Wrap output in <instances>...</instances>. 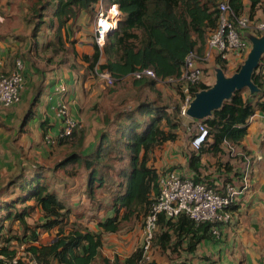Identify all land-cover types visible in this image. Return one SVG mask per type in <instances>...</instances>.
Masks as SVG:
<instances>
[{
	"label": "trees",
	"instance_id": "1",
	"mask_svg": "<svg viewBox=\"0 0 264 264\" xmlns=\"http://www.w3.org/2000/svg\"><path fill=\"white\" fill-rule=\"evenodd\" d=\"M98 1L32 0L27 4L24 0L27 6L23 21L33 35L38 52L49 55L48 63L70 70L78 82L79 68H84L89 75L95 74L96 67L108 70L116 79L112 93L120 88L128 89L127 83L131 82L137 97L130 109H115L104 118V129L91 152L84 151L86 131L81 130L57 140L62 158L51 172L40 164H33L28 170L21 169L0 182V264H30L32 260L40 264H138L143 256L141 248L123 261L119 258L111 261L102 255L103 234L118 233L126 222L149 214L160 194L162 172H176L183 179L222 192L227 184L241 189L248 172V191L231 201L227 209L231 213L228 223L207 222L198 226L187 214L176 219L166 214L159 216L153 247H160L174 264H192L191 259L179 261L183 253L187 251L194 258L203 242L212 238L219 240L214 230L221 234L223 227L233 224L237 217L235 211L242 206V200L251 195L253 166L247 170L244 157L231 158L228 149L234 147L251 156L252 163L257 161L246 151L243 140L251 119L257 114L264 116V55L252 77L259 91L235 92L231 100L201 121L208 128V140L196 151L191 145L194 137L191 135L184 166L176 164L159 170L154 167L152 157L165 145L176 144L181 130V122L171 118V107L161 102L162 92L158 86L182 76L186 57L191 52L204 53L210 32L218 25L222 3L228 2L237 16L245 15L251 23L258 24V12L264 15V0H106L108 4H119L123 21L108 38L103 52L89 36L93 50L89 54L82 53L78 45L88 38L83 37L82 27L88 24V18L94 19ZM14 2L10 0L9 7ZM246 33L263 36L255 30ZM10 37L13 36L0 30V45L11 40ZM2 50L13 59L16 55L21 57L11 46ZM8 63L13 65L12 58ZM215 66L227 75L228 62L218 59ZM143 69L154 70L158 80L131 77L135 71ZM2 70L0 77L9 75L6 69ZM168 84L178 86L177 93L184 98L179 83ZM188 86L192 93L211 88L201 82ZM145 89L156 94V98H147ZM177 109L179 114V105ZM42 134L46 143L50 129L45 122ZM83 175L86 189L82 193L94 203L99 216L110 213L98 223L96 232L88 230L78 220L73 222L72 218L78 216L75 211L78 205L69 206L60 195L62 181L79 180ZM101 191L111 196L107 206L98 202ZM36 212L41 213L43 222L34 228L29 218ZM16 223L22 226L23 233L30 234L11 236ZM54 230L52 241L40 242L43 233L50 235ZM14 241L27 243L29 260L25 256L19 258L18 250L12 247Z\"/></svg>",
	"mask_w": 264,
	"mask_h": 264
},
{
	"label": "built area",
	"instance_id": "2",
	"mask_svg": "<svg viewBox=\"0 0 264 264\" xmlns=\"http://www.w3.org/2000/svg\"><path fill=\"white\" fill-rule=\"evenodd\" d=\"M219 9L218 25L216 29L210 32L204 53L191 52L186 57L182 76L179 79L171 78L165 81V83L180 84L184 95L180 113L186 118H189L187 112L196 95V93L190 91L188 85L197 86L203 78L204 69L218 59L228 62V66L239 63L244 64L252 45L249 39L251 35L246 32L255 30L262 32L264 36V23L256 24L252 22V24L247 16H237L228 2L222 3ZM122 21L123 12L119 4H108L106 0L98 1L93 21V39L101 52H103L108 38L119 29ZM3 65L4 62L0 54V68ZM95 76L108 87H113L116 83V79L108 70L102 71L99 67H96ZM131 77L135 79L148 77L158 80L152 69L135 71ZM26 85V64L21 58H18L9 75L0 77V110L13 108L20 104ZM56 93L60 96L57 113L62 120V128L55 136L46 137V143L52 147L57 145L58 139L71 137L83 128L82 121L71 114L69 101L65 97L68 93V86L60 81L56 86ZM192 121L191 123H198L195 129L188 128V131L194 136L191 144L192 148L198 151L208 140L209 131L201 121ZM228 152L231 158L244 157L247 170H250L252 167L251 156L236 150L234 147H229ZM256 159L260 161L262 157L258 155ZM249 185L248 172L244 176L241 189H236L234 186L227 184L223 192L218 189L207 188L190 179H183L176 172H162L159 178L160 194L145 219L143 244L141 246L143 256L138 264H151L154 262V259H151L153 256V243L161 214H166L170 219H176L182 214H187L198 226L207 222L228 223L231 220V213L227 209L231 201L243 194L249 188ZM214 234L220 235L217 230H214ZM30 264L40 263L32 260Z\"/></svg>",
	"mask_w": 264,
	"mask_h": 264
},
{
	"label": "crops",
	"instance_id": "3",
	"mask_svg": "<svg viewBox=\"0 0 264 264\" xmlns=\"http://www.w3.org/2000/svg\"><path fill=\"white\" fill-rule=\"evenodd\" d=\"M256 19L259 21L258 23H264V15L261 11L258 12ZM80 46L79 51L82 53L89 54L93 50L90 37L81 40ZM0 54L2 59L5 58L6 54L1 48ZM28 58L33 59L30 55ZM27 59L26 61L29 62L30 60ZM41 62L43 63L41 66H34L32 62L31 67L25 63L27 85L22 93L21 103L13 108L0 110V182L11 178L21 169L28 170L33 164H39L36 157L43 154L45 149L42 134L44 122L50 129L51 137L61 130L62 120L57 113L60 96L55 91L60 81L68 86V93L65 97L69 101L72 116L82 121L83 128L81 130L86 131L84 146L86 153L95 148L104 129L103 118L97 116L93 117L94 125H91V118L86 113V106L81 105L78 99L76 76L70 70L58 69L55 64L48 63L46 60ZM14 65L10 64L7 72L10 73ZM2 69H4V65L0 68V70ZM36 104L38 108L37 113L34 114L32 108L33 106L36 107ZM186 121L192 122V119L187 118ZM97 123L98 125H96ZM100 124L103 125L102 128L99 126ZM189 134L191 135L190 132ZM169 145L173 146L174 144ZM243 146L255 160H257L258 155L262 157V160L252 163L254 173L251 195L242 200V206L234 213L237 214V217L233 224L223 227L219 240L212 238V240L203 242L194 258L185 251L179 260L180 262L191 259L192 264H264L263 115L257 114L251 119L248 134L243 140ZM163 148L155 152L159 155L154 167L159 170L176 164L175 162L174 164L167 162L169 166L163 167L165 165L164 151L161 152ZM168 152L171 153V156L176 155L175 150L169 149ZM167 157L170 156L167 155ZM44 168L47 172H51L50 168ZM152 253L154 262L151 264H174L160 247L155 246Z\"/></svg>",
	"mask_w": 264,
	"mask_h": 264
},
{
	"label": "rangeland",
	"instance_id": "4",
	"mask_svg": "<svg viewBox=\"0 0 264 264\" xmlns=\"http://www.w3.org/2000/svg\"><path fill=\"white\" fill-rule=\"evenodd\" d=\"M32 0H26L27 4ZM10 0H1L0 1V30L3 33H9L13 37H10L8 39V42L3 43L0 45L1 49H5L7 46H11L13 50H15L16 53H21V58L25 64L27 63L28 67L31 63H34V66H41L43 63L41 61H47L48 60V54L43 55L38 52L37 48L35 47V40L33 38V35L31 34V31L27 25H25L23 18L25 14V7L27 6L26 3H24V0H15L11 7L8 5ZM18 16V18H16ZM88 24H84L82 27L83 31V37L87 35V37L93 38V20L87 19ZM19 37V40H16V38ZM4 47V48H3ZM78 48L80 49L81 46L78 45ZM252 49V45H251ZM251 51V50H250ZM25 55V58H24ZM29 55L32 58H28ZM19 56V55H18ZM18 56L16 55L15 58L18 59ZM12 58V63L14 65L13 56H5L4 58V69H8V66L10 65L8 62ZM26 58L30 60L29 62L26 61ZM243 64V63H242ZM242 64H235V65H229L227 69V75L232 76L234 75L238 68L242 66ZM4 69L1 72H4ZM65 71V69H62ZM78 79L79 82L77 84V93H78V99L80 100L81 105L86 106L87 114L90 115L91 118V125H94L93 117L97 116L98 118H104L107 115L112 114L113 110H125L130 109L133 106L134 98L137 97L136 91H134L133 86L131 85V82L127 83L128 89L120 88L116 93H112L111 90L113 87H108L105 84H103L95 74L89 75V73L84 68H79L78 70ZM66 74V72H65ZM216 75H217V66H215V62H212L209 67H206L204 69V75L201 80V83L206 84L209 87H213L216 82ZM66 78V77H65ZM87 79V80H86ZM159 90L162 92V103L170 106V114L172 119H176V121L181 122V130L179 132L180 134V140L178 143L174 144L173 146H165L161 152L164 151V163L165 166H169L167 164H181V166H184L186 163V151L188 148L189 141H191V135L189 134L188 128H191L192 130L195 129L196 124L198 123H191L186 121V117H183L180 113L177 114L178 105L181 108L182 104V95H179L177 93L176 87L178 86H170L168 83H161L159 86ZM144 92L145 96L149 99L156 98V94H153L150 90L145 89ZM56 91V89H55ZM126 100V101H125ZM23 103L24 100H23ZM28 103V102H27ZM41 105V104H40ZM26 108V107H25ZM37 104L36 107L33 106L32 110L34 114L37 113ZM176 112V114H175ZM113 120V119H112ZM193 122V121H192ZM98 125V123L96 124ZM100 127L103 125H99ZM102 128V127H101ZM192 134V133H191ZM80 135V134H79ZM75 142V141H74ZM44 151L43 154L37 155V161L41 166H44L46 168H50L52 171L53 165L57 163L58 160L62 158L60 155V149L57 147V145L53 148H48V145L45 143L44 139ZM63 149H70V148H63ZM169 149L175 150L176 155L171 156V153H169ZM161 150V149H160ZM157 151V150H156ZM159 152V151H158ZM47 154V156H46ZM158 153H155L152 157V163L156 165L157 159H158ZM170 156V157H167ZM178 156V159H177ZM177 159V161H175ZM175 164V165H176ZM166 168H162L161 170H164ZM182 170L185 171V168ZM215 170V169H214ZM86 179V176L84 178V175L79 180H67L62 181L60 184V191H61V197L66 200L69 206H75L78 205V208L75 209L78 216L73 217V222H79L84 227L88 228V230L92 232H96L97 225L101 220H105V217H108L110 215L109 212L101 213L100 216L96 212L95 208L93 207L92 202L88 201L86 198L85 193H82L85 191L86 187L83 184L84 180ZM67 182V183H66ZM98 202L103 203V205H109V199L110 194L106 193L104 191H101L98 193ZM40 212H36L29 218V224L33 226L34 228L36 226H39V224H42L43 219L41 217ZM81 216V217H80ZM145 218L137 219L133 218L131 221L126 222L121 226V229L118 233L115 234H103V240H104V247L102 248V252L105 257H107L109 260L113 261L116 258H119L120 260H125L127 257H129L132 253L137 251L141 248L143 244V227L145 224ZM22 226L19 223L15 224V229L10 233L11 236H24L29 235L30 233H23ZM22 231V234H19V232ZM56 234V230H54L52 233L47 234L43 233L41 235V243H48L49 241H52L53 237ZM27 244V243H26ZM25 243H20L17 241H14L12 243V247L18 250V256L19 258L24 257L29 260V256L27 255V245ZM155 247V246H154ZM153 247V248H154ZM153 252V251H152ZM111 253V255H109ZM152 254V253H151ZM109 256V257H108ZM151 259H154V256H152Z\"/></svg>",
	"mask_w": 264,
	"mask_h": 264
},
{
	"label": "water",
	"instance_id": "5",
	"mask_svg": "<svg viewBox=\"0 0 264 264\" xmlns=\"http://www.w3.org/2000/svg\"><path fill=\"white\" fill-rule=\"evenodd\" d=\"M252 49L239 72L227 76L222 69H217L216 82L208 90H202L195 95L187 115L190 119L203 121L219 110L224 102L231 100L237 91L248 89L251 93L259 91L252 77L264 55V36H249Z\"/></svg>",
	"mask_w": 264,
	"mask_h": 264
}]
</instances>
